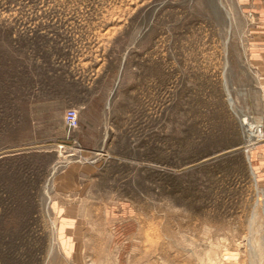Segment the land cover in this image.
<instances>
[{"label": "rangeland", "instance_id": "rangeland-1", "mask_svg": "<svg viewBox=\"0 0 264 264\" xmlns=\"http://www.w3.org/2000/svg\"><path fill=\"white\" fill-rule=\"evenodd\" d=\"M0 264H264V0H0Z\"/></svg>", "mask_w": 264, "mask_h": 264}, {"label": "built area", "instance_id": "built-area-1", "mask_svg": "<svg viewBox=\"0 0 264 264\" xmlns=\"http://www.w3.org/2000/svg\"><path fill=\"white\" fill-rule=\"evenodd\" d=\"M65 126L67 129H73L77 126V113L75 110H69L65 114Z\"/></svg>", "mask_w": 264, "mask_h": 264}]
</instances>
